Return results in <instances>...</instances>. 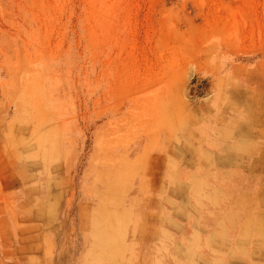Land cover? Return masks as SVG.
I'll return each mask as SVG.
<instances>
[{
    "label": "rangeland",
    "instance_id": "rangeland-1",
    "mask_svg": "<svg viewBox=\"0 0 264 264\" xmlns=\"http://www.w3.org/2000/svg\"><path fill=\"white\" fill-rule=\"evenodd\" d=\"M191 172L264 262V0H0V264H159L130 228Z\"/></svg>",
    "mask_w": 264,
    "mask_h": 264
},
{
    "label": "crops",
    "instance_id": "crops-1",
    "mask_svg": "<svg viewBox=\"0 0 264 264\" xmlns=\"http://www.w3.org/2000/svg\"><path fill=\"white\" fill-rule=\"evenodd\" d=\"M187 175L184 182L189 185V199L194 203L199 198L204 208L200 206L199 209L190 211L184 208L180 211L175 209L168 211V207L161 205L162 209L143 210L135 216V222L130 228V240L127 247L134 244L142 257L149 247L148 255H153L154 248L162 246L164 257L161 260L157 258L160 260L159 264H165L169 256L175 264H225L223 261L225 255L222 254L220 246L230 245L232 252L228 254H233V258L234 254L239 255L238 252L242 246H239V234L250 230V226H246L245 222L248 221L253 210L248 206L247 209L246 207L241 209L236 204L241 191L234 183L230 190L225 189L221 183L215 187V189L222 190L219 200L223 202L227 199L231 204L226 209L224 204L222 207L220 203L215 209H208L205 198L208 184L206 177L202 175L197 177L193 172ZM193 183L200 184L204 189L200 187L198 192L196 188L191 187ZM126 256L129 257V254L127 253ZM137 264L143 263L138 262ZM246 264H264V262L251 257L248 252Z\"/></svg>",
    "mask_w": 264,
    "mask_h": 264
},
{
    "label": "bare ground",
    "instance_id": "bare-ground-1",
    "mask_svg": "<svg viewBox=\"0 0 264 264\" xmlns=\"http://www.w3.org/2000/svg\"><path fill=\"white\" fill-rule=\"evenodd\" d=\"M194 90V89H193ZM192 92H194V91H192Z\"/></svg>",
    "mask_w": 264,
    "mask_h": 264
}]
</instances>
